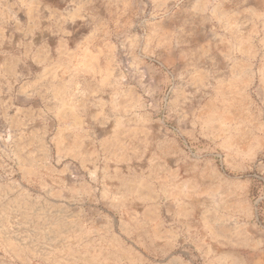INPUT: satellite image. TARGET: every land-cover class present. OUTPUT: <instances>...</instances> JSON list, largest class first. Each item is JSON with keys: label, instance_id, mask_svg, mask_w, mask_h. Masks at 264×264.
I'll return each mask as SVG.
<instances>
[{"label": "rangeland", "instance_id": "1", "mask_svg": "<svg viewBox=\"0 0 264 264\" xmlns=\"http://www.w3.org/2000/svg\"><path fill=\"white\" fill-rule=\"evenodd\" d=\"M0 264H264V0H0Z\"/></svg>", "mask_w": 264, "mask_h": 264}, {"label": "bare ground", "instance_id": "2", "mask_svg": "<svg viewBox=\"0 0 264 264\" xmlns=\"http://www.w3.org/2000/svg\"><path fill=\"white\" fill-rule=\"evenodd\" d=\"M222 103V102H221ZM232 103V102H231ZM32 131V130H31Z\"/></svg>", "mask_w": 264, "mask_h": 264}]
</instances>
